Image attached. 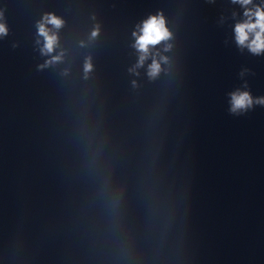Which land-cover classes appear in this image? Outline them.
I'll list each match as a JSON object with an SVG mask.
<instances>
[{
  "label": "clouds",
  "instance_id": "9594fccd",
  "mask_svg": "<svg viewBox=\"0 0 264 264\" xmlns=\"http://www.w3.org/2000/svg\"><path fill=\"white\" fill-rule=\"evenodd\" d=\"M234 4H240L244 8L245 19L235 24L234 34L237 46L243 50L247 49L253 55L264 54V6L253 4V0H232ZM3 18V13L0 12V19ZM60 29L63 21L54 14H47L41 22L38 23V34L43 38V46L40 49L42 55H50L51 59L47 64L58 62L61 60V55H51L58 47V36L55 31L50 29ZM8 29L5 23H0V37L7 35ZM99 34V29H95L91 33V37L95 38ZM135 37L134 48L139 53L136 65L129 69L130 72L138 75L136 71L138 68L143 67L145 61L151 57L152 62L148 65V76L155 78L162 70L161 62L167 63L168 58L160 56L158 52L154 53L153 49L165 43V51L171 49V44H167L172 38V33L166 26L165 18L162 14L149 16L140 25L137 26V31L133 32ZM40 43V41H37ZM159 56V59L157 57ZM90 59L84 65L85 73L87 74L92 70ZM246 71V70H245ZM244 72H241V76ZM135 81L133 85L135 86ZM228 112L234 116H241L252 110L255 106H264V97H254L250 90H248L247 83L245 82L243 88H237L228 93Z\"/></svg>",
  "mask_w": 264,
  "mask_h": 264
}]
</instances>
